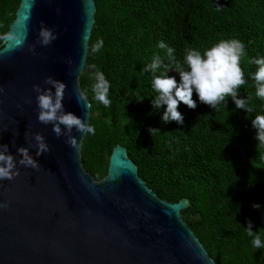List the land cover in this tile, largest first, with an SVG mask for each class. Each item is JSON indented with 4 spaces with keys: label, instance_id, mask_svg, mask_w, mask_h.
Returning <instances> with one entry per match:
<instances>
[{
    "label": "trees",
    "instance_id": "16d2710c",
    "mask_svg": "<svg viewBox=\"0 0 264 264\" xmlns=\"http://www.w3.org/2000/svg\"><path fill=\"white\" fill-rule=\"evenodd\" d=\"M20 0H0V35L8 30ZM90 46L98 37L103 48L87 54L78 81L91 104L80 157L94 180L107 174L115 144L127 149L145 185L167 202L186 198L181 218L216 264H263L264 249H253L246 222L264 239L259 214L264 202V148L256 146L251 118L264 101L254 95L248 59L264 56V0H94ZM237 38L247 55L240 66L245 84L238 97L250 96L253 112L235 109L231 98L215 110L196 102L178 104L183 123L160 119L164 110L151 105V73L143 71L163 40L182 63L183 49L201 52L220 39ZM167 63V60H164ZM95 64L110 82L111 104L92 99L88 65ZM169 76L179 79L171 69ZM197 100L196 94L192 95ZM149 129H156L149 131ZM253 203L260 209L251 207Z\"/></svg>",
    "mask_w": 264,
    "mask_h": 264
},
{
    "label": "water",
    "instance_id": "95a60500",
    "mask_svg": "<svg viewBox=\"0 0 264 264\" xmlns=\"http://www.w3.org/2000/svg\"><path fill=\"white\" fill-rule=\"evenodd\" d=\"M95 10L94 0H20L6 31L23 33L25 41L0 50V144L18 159L16 148L34 145L39 133L49 151L36 157L29 148L38 169L18 166L11 181L0 180V202L8 204L0 208V264H216L181 218L188 200L159 198L126 147H112L107 174L94 180L80 157L84 135L73 132L72 148L36 119L32 85L47 87L44 77L52 76L65 84L64 110L89 120L75 90ZM41 22L57 34L48 46L36 44ZM259 220L264 227V202Z\"/></svg>",
    "mask_w": 264,
    "mask_h": 264
},
{
    "label": "clouds",
    "instance_id": "9594fccd",
    "mask_svg": "<svg viewBox=\"0 0 264 264\" xmlns=\"http://www.w3.org/2000/svg\"><path fill=\"white\" fill-rule=\"evenodd\" d=\"M57 34L53 28L40 23L36 44L48 46L56 40ZM25 35L23 33L10 32L0 35V50L9 51L21 47L24 44ZM104 46L102 38H97L90 46H86L87 54L95 55ZM156 47L164 51V57L154 53L151 62L144 65L143 71L151 73V88L155 95L152 97L151 105L154 109L164 110L160 119L167 123L175 121L178 125L183 123V116L177 110L178 104H183L189 109L196 107L199 101L216 109L220 104H225L226 97L231 98L235 109H242L245 112H253L249 106L250 96L238 97V89L245 84L244 72L240 66L242 57L247 55L244 43L237 38L220 39L215 44L200 50L186 46L183 49L182 63L176 60L175 50L163 40L157 41ZM35 44L28 46L29 52H34ZM167 60V63H164ZM66 64L71 66L72 61L68 59ZM248 63L255 66L251 74L253 81L254 95L258 100L264 101V56L257 55L248 59ZM90 91L92 99L107 108L111 104L109 98L110 82L95 64L88 65ZM178 74L177 80L173 76L167 75L169 70ZM43 84L47 87L33 84L32 90L35 93L36 119L38 122L51 125V131L57 137L63 136L64 142L75 148L77 146L76 137L73 132L83 135H94L95 128L86 120L70 111H65L63 107V97L65 84L52 76L44 77ZM3 89L0 88V93ZM193 93L197 100L192 99ZM86 92L75 90L78 103H82L87 111L91 104L85 100ZM25 103L30 101L25 100ZM261 111L255 114L251 120V127L255 130L253 139L256 146L264 148V104ZM156 129H149L154 131ZM28 136V133H25ZM32 143L28 147H17L16 153L19 158L14 159L9 153L7 144H0V180L11 181L18 175V166L38 169V163L29 152V148H35V156L49 151L48 145L39 133L32 134ZM7 201L0 202V208H7ZM251 207L260 209L261 205L253 203ZM251 221L246 222L245 233L251 238L253 249H264V239L261 234L251 230Z\"/></svg>",
    "mask_w": 264,
    "mask_h": 264
}]
</instances>
